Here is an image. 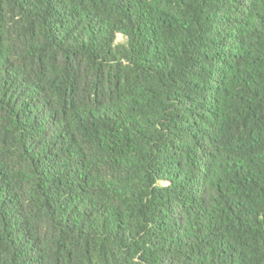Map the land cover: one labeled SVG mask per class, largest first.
I'll return each instance as SVG.
<instances>
[{
    "label": "trees",
    "instance_id": "1",
    "mask_svg": "<svg viewBox=\"0 0 264 264\" xmlns=\"http://www.w3.org/2000/svg\"><path fill=\"white\" fill-rule=\"evenodd\" d=\"M0 264H264V0H0Z\"/></svg>",
    "mask_w": 264,
    "mask_h": 264
},
{
    "label": "rangeland",
    "instance_id": "2",
    "mask_svg": "<svg viewBox=\"0 0 264 264\" xmlns=\"http://www.w3.org/2000/svg\"><path fill=\"white\" fill-rule=\"evenodd\" d=\"M121 40H123L122 36L120 37Z\"/></svg>",
    "mask_w": 264,
    "mask_h": 264
}]
</instances>
